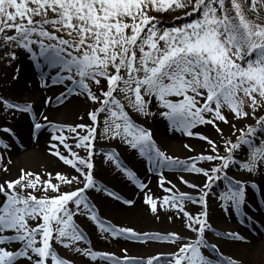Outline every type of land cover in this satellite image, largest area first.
I'll return each instance as SVG.
<instances>
[{
    "label": "snow or ice",
    "instance_id": "obj_1",
    "mask_svg": "<svg viewBox=\"0 0 264 264\" xmlns=\"http://www.w3.org/2000/svg\"><path fill=\"white\" fill-rule=\"evenodd\" d=\"M261 8L264 0H0V62L11 67L24 55L38 70L41 88L48 87L49 78L53 85L64 86L57 102L70 103L68 98L75 97L88 106L78 116L88 122L58 125L43 113L42 121L37 120L31 103L0 96V115L5 119L32 114L34 143L47 122L53 133L48 154L74 170V174H53L21 166L16 177L0 181V264H77L73 257L107 264H160V257L137 259L126 248L121 258L85 246L91 242L76 217L90 221L103 239L175 245L166 264H246L238 255H225L219 242L209 241L208 234L213 233L225 244L250 246L238 231L214 229L208 201L214 185L223 182L226 191L218 196L219 207L225 213H240L248 188H257L256 180L264 182ZM177 10L196 15L191 22L161 28L158 16L151 14ZM15 73L12 81L19 79L18 67ZM50 102L47 98L45 106ZM130 112L145 121H165L166 131L203 142L202 151L186 160L168 154L154 132L137 123ZM221 125L228 127L227 135ZM201 127H210L218 139L198 131ZM0 133L13 142L18 139L12 127H0ZM99 141H119L153 169L179 170L200 178L197 184L180 176L181 183L194 190L190 194L180 192L158 171V185L170 195L157 199L144 191L148 185L125 166L120 152L113 148L103 153L104 163L144 192L143 203L150 213L156 219L161 208L173 213L168 219H180L185 235L138 232L101 217L89 198L92 191L128 207L135 201L98 183ZM11 147L0 140V173L8 176L13 160L6 156ZM18 147L23 148V143ZM183 148L195 152L188 143ZM245 152L247 159L237 164ZM233 166L246 179L230 176ZM249 181L253 182L249 185ZM186 203L199 205V211L190 213ZM57 246L70 256L62 258ZM260 256L264 264V250Z\"/></svg>",
    "mask_w": 264,
    "mask_h": 264
},
{
    "label": "bare ground",
    "instance_id": "obj_2",
    "mask_svg": "<svg viewBox=\"0 0 264 264\" xmlns=\"http://www.w3.org/2000/svg\"><path fill=\"white\" fill-rule=\"evenodd\" d=\"M26 60L27 58L24 55L19 57L18 61L21 65L19 71L28 67ZM31 78L32 77L29 74L24 72L23 74H20L19 79L16 81L17 87L13 88L10 92L8 91V95L14 101L31 103L37 120L42 121V116L40 114L43 113L47 116H64L63 118L57 117L59 118L57 121L51 120L58 125H74L75 123L88 122L86 119L84 121L78 119V116L83 115L88 107L81 100H77L75 97H69L68 100L71 101L70 103L68 101L63 103L57 102L56 98L64 91L63 85H53L49 78L48 87L41 88V80L37 83ZM47 98H51V102L45 106V100ZM7 117H11L9 122L5 119L4 115H0V127H12L17 133L18 139L13 142L12 138L8 137L6 134L0 133V140H3L4 143H9L12 146L6 159L11 158L13 160V164L9 166L11 175L8 176L4 173H0V181H3L6 178L16 177L18 169L21 166L31 170L33 168L31 162L38 159L42 161L38 168V172H43L45 170L52 172L53 174L55 172H66L67 168L64 164L60 163V161L57 162L55 158L48 154L49 138L53 133L47 125V122H44L45 127L38 134L39 139L34 143L30 139V122L33 118L32 114H19L16 117ZM151 128L157 137L162 138L163 143L158 144L166 152L171 148L174 150H181L184 143H188L195 148V152L191 153L189 156L181 157L180 155L174 154V156H177L180 159L186 160L188 157L199 154L202 151L203 142L194 138L185 137L180 133L166 131L165 121L156 119L153 121ZM198 131L203 132L212 138L211 134L213 131L210 127H201ZM65 134L68 135V133ZM21 142L23 143V148L18 147ZM116 151L121 153V160L125 166L134 171L140 181L148 185L147 189L144 191L148 192V194L152 195L154 198L159 199L166 195L159 190L158 171L161 172L167 180H170L180 192L194 194L193 189H189L185 184L181 183L180 176H183L184 179L190 183L199 184L201 181L199 177L192 173L180 172L179 170L173 173L169 169H153L146 159L140 157L138 154L134 155L132 152L126 151L124 148L116 149ZM98 162L99 164H96L98 183L106 186L109 191L118 192V194L124 199H133L135 201L134 206L128 207L122 205L120 202L113 201L103 193H96L94 191L90 192L89 198L91 202L96 205L98 212L103 219L112 222L118 227L124 226L134 228L138 232L154 233L157 229H167L170 232L180 233L181 235L186 234L187 230L184 228L180 219H173L171 221L168 219V216L173 213L162 208V210H160L159 219H156L150 213L148 207L143 203L144 192H141L134 184L128 182L122 175L110 168L107 163H104L103 156L99 157ZM256 182L259 184L257 188L251 189L249 187L246 191L247 199L243 213H237L235 210H232L230 213H225L222 209L217 210L214 208L211 201H208L209 220L214 229L220 232L231 230L238 231L247 238L248 245L250 246H236L231 243L225 244L222 241H218V238L215 237L213 233L208 234L209 241L219 242V247L225 255H238L246 261V264H261V258L255 259L256 257L254 255L260 256L261 251L264 250V221L260 224V227H256L255 230L253 228L246 231L242 228V225L247 219V214L250 213V211H260L264 216V182L258 180H256ZM251 183H249V185ZM194 211H199V205H194ZM80 225L82 226V223H80ZM83 225L84 227H82V230H84L85 235L91 242L90 247H92L93 250L113 253L121 258L123 256L122 249L126 248L128 250V255L134 256L137 259L147 260L152 257H160L161 260L163 258L168 259L170 253L176 248L173 244L164 245L159 241H147L141 244L139 241H128L125 239L113 240V238V245L110 248V251L107 246L110 242V237H108V239H103L102 234L98 230H95L89 222L84 221ZM225 227H228V229L225 230ZM142 249L148 254L142 256L140 254ZM57 252L61 255L59 250H57ZM73 258L76 259L77 264H107V261L103 260L91 261L83 257Z\"/></svg>",
    "mask_w": 264,
    "mask_h": 264
},
{
    "label": "rangeland",
    "instance_id": "obj_3",
    "mask_svg": "<svg viewBox=\"0 0 264 264\" xmlns=\"http://www.w3.org/2000/svg\"><path fill=\"white\" fill-rule=\"evenodd\" d=\"M261 11L262 12H264V8H261ZM183 12H184V10H177V11H175V12H169V13H165V14H158V13H151L152 15H156V16H158V19H159V21H160V27L161 28H165V27H172V26H179V25H181V24H183V23H187V22H191V20L195 17V15L196 14H193V16H185L184 14H183ZM177 17H179V18H177ZM27 64H28V67L27 68H24V69H21V71H19V73H18V76L20 75V74H23V72L24 73H26V74H29L32 78V80L34 81V82H39L41 79H40V76H39V73H38V70L35 68V65H34V63L30 60V59H28L27 58ZM19 68L20 69V67H21V65H20V63H19V61L17 60V61H15V62H13V64H12V66L11 67H8L7 65H6V62H0V96H3V97H5V98H8V99H11L10 97H9V95H8V91L10 92V91H12L13 90V88H15V87H17V83H16V81H12V79H11V77L13 76V74H16L15 73V70H16V68ZM44 71L45 72H49L50 70H48L47 68H45L44 69ZM54 72V71H53ZM53 72H52V74H53ZM155 109H153V111H154ZM130 114L132 115V117H133V119L134 120H136L137 121V123H139V124H142V125H144L145 127H149L150 129H152L151 128V125H152V123H153V119H151V118H149V119H147V121H145V118L144 117H141V116H138L137 114H135V113H131L130 112ZM49 117V119L50 120H58L59 118H57V117H60V118H63L64 116H62V115H59V116H48ZM10 119H11V117H7V121L9 122L10 121ZM156 120V119H155ZM1 123H3V122H1ZM4 124V123H3ZM223 128H224V130H225V134L227 135L228 134V132H229V129H228V127L227 126H225V125H221ZM213 131V130H212ZM68 135H70V134H68ZM212 135V138L213 139H218L217 137H216V134L214 133V131H213V133L211 134ZM237 135H238V133H237ZM154 138L157 140V142L158 143H163V141H162V138L161 137H157L155 134H154ZM233 139H235L234 137H233ZM69 143H72V141H69ZM96 148H97V150L98 151H100L101 152V155H98L96 158H95V163L96 164H99V157L100 156H103V153L104 152H106V151H111L113 148H115V149H122V148H124V146L123 145H120L119 144V141H112L111 143H109V142H107V141H99L97 144H96ZM61 150L63 151V149L61 148ZM3 151V149L2 148H0V152H2ZM75 151H77V152H79L81 155H83L84 153H83V150H81V149H76ZM167 152L168 153H170V155H174V154H176V155H180L181 157H184V156H189L191 153H189L187 150H185V149H181V150H174V149H170V150H167ZM66 154V153H65ZM224 153L223 152H221V155H223ZM48 156V155H47ZM53 158H55V157H53ZM56 160H57V162L59 161L57 158H55ZM247 159V153L245 152L243 155H241L240 156V159L237 161V164H239V163H241V162H243V161H245ZM41 160L40 159H38V160H33L31 163L33 164V168L31 169V170H33V171H36V172H38V168H39V166L41 165ZM60 163H62L61 161H60ZM67 169H66V172L65 173H72V174H74V170H71L70 168H69V166H66V165H64ZM199 166V165H198ZM171 172H177L178 170H170ZM230 176H233V177H235V178H237V179H246V174L244 173V172H242V171H238V168L236 167V166H233L232 168H231V170L229 171V173H228ZM193 175H195V174H193ZM256 178H254V180H255ZM252 181H249V183H251ZM200 183H201V181H200ZM158 188V187H157ZM159 190H161L162 191V189L161 188H159ZM223 191H226V185H225V183H223V182H218L216 185H214V190L211 192V194H210V197H209V200L211 201V203H212V205L214 206V208H216L217 210H221V208L219 207V204L221 203L220 201H219V199H218V196H219V194L221 193V192H223ZM163 192V191H162ZM164 194H166V193H164ZM166 195H170V194H166ZM246 199H247V197H246ZM245 207V206H244ZM244 207H242V209H241V212L240 213H243V209H244ZM185 208H186V210L187 211H189L190 213H193V214H195V211H194V205L193 204H191V203H186L185 204ZM160 210H162V208L160 209ZM197 212V211H196ZM248 216H247V219H246V221H245V223L242 225V228L244 229V230H246V231H249V230H251V229H253L254 228V230H255V228L256 227H260V224L264 221V216H263V214L262 213H260V211L258 212V211H250V213H248L247 214ZM75 219V221H76V223L78 224V225H80V223H82V226L80 225V227L82 228V227H84V225H83V222L85 221V222H89L90 224H92L90 221H87L85 218H83V217H76V218H74ZM92 226H93V228L95 229V230H98L93 224H92ZM226 229L225 230H227L228 229V227H225ZM83 229V228H82ZM99 231V230H98ZM151 231V230H150ZM155 231V230H154ZM157 231H161V232H157ZM157 231L156 232H150V234H159V235H161V236H166L170 231H168L167 229H157ZM243 232H245V231H243ZM247 233V232H246ZM110 237V236H109ZM112 237H110V242H109V244H107V246H108V250H110L111 251V247H112V245H113V242H112ZM121 239H123V238H119V239H113V240H121ZM159 242H162L164 245H170V243H168V242H166V241H159ZM142 244V243H141ZM85 246H90V245H85ZM117 248V247H116ZM56 249L57 250H59L60 251V256L63 258V257H68V256H70V253H68L67 252V250H65V249H62L61 247H59V246H57L56 247ZM150 249V248H149ZM263 249V248H262ZM56 250V251H57ZM114 250V249H113ZM140 254L142 255V256H145L146 254H148L147 252H145V250H143L142 249V251L140 252ZM205 255H207L208 253L207 252H205L204 253ZM256 258L255 259H259V258H261V256H258V255H254ZM166 260L167 259H165V258H163L162 260L160 259V264H166ZM163 262V263H162Z\"/></svg>",
    "mask_w": 264,
    "mask_h": 264
}]
</instances>
